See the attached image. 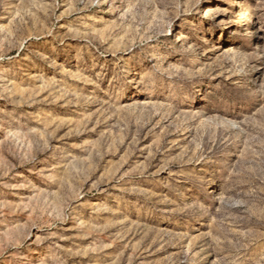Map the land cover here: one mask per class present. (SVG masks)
I'll return each mask as SVG.
<instances>
[{
	"label": "rangeland",
	"instance_id": "rangeland-1",
	"mask_svg": "<svg viewBox=\"0 0 264 264\" xmlns=\"http://www.w3.org/2000/svg\"><path fill=\"white\" fill-rule=\"evenodd\" d=\"M75 3L77 0H0V254L15 251L32 261L44 259L45 264H92L99 259L111 264H173V253L180 245L173 247L166 241L180 238L185 252L196 251L205 235L211 240L216 231L227 226L233 235L251 242L250 258L261 260L264 229L259 225L264 224V201L249 198L246 211L231 209L232 214L227 215L223 201L234 193L226 191L224 181L216 193L214 214L206 217L203 227L190 233V238H183L174 223L118 210L126 202H144L158 192L137 174L138 165L144 164L145 173L167 177V171L160 170L163 160L158 149L168 147L172 155L182 156L187 141L176 133L169 135L161 126L163 122L154 128L155 135L147 133L151 127V123L144 124L147 113L123 102L109 109L104 92L97 90L98 95L85 99L92 96L95 85L85 83L84 78H94L100 69H91L93 60L87 55L83 64L76 58L77 48L69 46L82 41L61 27L77 15L72 8ZM151 4L152 16L143 25L130 20L125 28L128 36L121 33L123 41H108L107 59L126 55L124 42L134 47L137 34L143 41L158 24L162 28V13L178 17L173 32L179 30L181 19H187L198 26L200 35L216 44L215 50L207 53L212 57L210 66L220 60L221 53H252L264 45V0H151ZM99 15L109 22L116 20L110 13ZM233 32L240 35L229 39ZM57 35L64 44L53 52ZM221 35L223 39L216 43ZM36 52L55 59L56 65L36 59ZM104 59L99 57V62ZM113 76L111 69L104 76L100 87L105 92ZM242 119L251 120L246 126L253 130L264 126V113L256 108ZM141 124L144 127L137 132ZM35 141L43 151H37ZM258 148L243 138L233 148L232 165L261 159ZM198 152L199 145L194 143L189 154ZM149 160L150 165L145 163ZM40 170L50 178L37 176ZM69 213L70 218L63 221ZM253 223L257 227L249 236L248 226ZM25 234H30L27 240H23ZM25 245L34 251L29 253ZM214 258L215 254L208 260Z\"/></svg>",
	"mask_w": 264,
	"mask_h": 264
},
{
	"label": "clouds",
	"instance_id": "clouds-1",
	"mask_svg": "<svg viewBox=\"0 0 264 264\" xmlns=\"http://www.w3.org/2000/svg\"><path fill=\"white\" fill-rule=\"evenodd\" d=\"M152 7L151 0H77L72 6L77 15L61 27H67L74 39L82 41L79 45L69 46L77 48L76 58L83 64L84 55H87L93 60L91 69H100L94 78H84L85 83L95 85L92 96L85 99L98 95L97 90L104 92L109 109L123 102L134 106L139 112L147 113L148 119L144 124L151 123L147 133L155 135L154 128L163 122L161 126L169 130V135L176 133L187 141V151L182 156L172 155L168 147L158 149L163 160L160 170L167 171V177L161 178L155 172L145 173L144 164L138 165L140 171L137 174L154 184L158 192L154 198L150 197L144 202H126L124 208L118 210L154 216L161 223H174L182 230L183 238H190V233L199 231L205 218L214 214L218 199L216 193L221 181L225 182L226 191L234 193L223 201L227 215L232 214L231 209L246 211L249 198L264 201V126L253 130L246 126L251 124V120L242 119L252 108L264 113V45L258 46V50L252 53L235 56L231 52L221 53L220 60L210 66L208 61L212 57L207 53L214 51L216 44L200 35L198 26L187 19H181L177 25L179 30L173 32V24L178 17L162 13V28L158 24L150 34L144 35L143 41L137 34L134 47L124 42L126 55L107 59L108 41H123L124 36H128L125 28L129 21L143 25L152 16ZM92 9L96 11L91 12ZM99 13H110L116 20L109 22ZM132 31L135 34V25ZM105 33L108 35L105 36ZM47 35L53 34L48 32ZM239 35V32L230 33L229 39ZM220 39H223L222 35L216 43ZM62 44L64 39L59 35L54 36L53 52ZM33 56L50 66L56 65L55 59L49 60L43 53L36 52ZM99 57H105L102 63ZM110 69L114 71L113 83L105 92L100 86ZM218 76L223 78L217 79ZM143 127L141 124L137 132ZM243 138L259 145L257 151L261 159H250L233 166V148L238 147ZM35 143L37 151H43L39 142ZM194 143L199 145V152L190 155ZM145 163L150 165L151 161ZM46 171L50 174L52 170ZM35 174L50 178V175H45V170ZM117 179L119 182L123 176ZM241 185H245L246 189ZM124 191L129 189L125 188ZM70 215L63 216L62 220L67 221ZM241 219L248 220L250 217L241 216ZM220 224H224L223 219ZM52 227L57 225L53 224ZM254 227H257L254 223L249 225L246 234L253 235L251 229ZM259 228L264 229V224ZM28 235L25 234L23 240H27ZM203 240L198 250L188 252L184 251L180 238L173 237L166 241L173 247L180 245L179 251L173 253V264H202L206 260L208 264H264V256L259 261H253L248 255L251 242L233 235L232 229L227 226L216 231L211 240L206 235ZM25 247L29 253L34 251L30 246ZM214 254L215 258L208 260ZM0 264H45V260L32 261L14 251L0 254ZM60 264H65V261ZM92 264H111V261L99 259Z\"/></svg>",
	"mask_w": 264,
	"mask_h": 264
}]
</instances>
